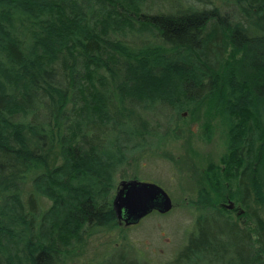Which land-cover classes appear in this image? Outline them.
Returning a JSON list of instances; mask_svg holds the SVG:
<instances>
[{"label":"trees","instance_id":"obj_1","mask_svg":"<svg viewBox=\"0 0 264 264\" xmlns=\"http://www.w3.org/2000/svg\"><path fill=\"white\" fill-rule=\"evenodd\" d=\"M183 2L0 0V264H59L80 229L117 224L112 171L143 147V111L160 102L202 117L205 138L218 118L224 146L197 170V215L167 264H264V0ZM127 30L149 38L132 47ZM29 174L42 212L20 200Z\"/></svg>","mask_w":264,"mask_h":264},{"label":"rangeland","instance_id":"obj_2","mask_svg":"<svg viewBox=\"0 0 264 264\" xmlns=\"http://www.w3.org/2000/svg\"><path fill=\"white\" fill-rule=\"evenodd\" d=\"M184 0H179L181 4ZM195 7L227 9V3L232 0H188ZM150 7L156 11L170 10L175 0H149ZM184 3V2H183ZM216 5H219L216 7ZM136 27V24H134ZM121 38L132 47H140L146 33L127 30ZM151 40V39H149ZM152 110L143 111L142 117L147 123V129L152 132L147 137L142 148L125 149L122 160L112 171L111 195H114L116 185L120 180L138 179L157 184L169 195L172 208L166 213L151 211L134 225L122 223L90 225L78 231L79 235L71 237L68 244H60L65 249L59 264H119V255L132 260L136 264H167L178 249L185 243L186 236L192 230L196 208L190 203L195 198L194 183L198 171L205 168L208 162L216 163L224 146L222 127L218 118L212 120L210 135L205 138L201 128V118L189 120L187 111H181L180 117L188 123L180 137L174 127L180 117L166 104L156 103ZM42 118V116H41ZM27 119L31 120L29 117ZM219 124V125H218ZM166 132V133H165ZM57 146L53 147L50 159L59 162ZM198 170V171H197ZM31 176L28 175L19 185L20 200L24 211L27 209V199L33 196L36 210L44 211L50 201L40 194H34L31 186ZM34 194V195H33ZM227 203V202H225ZM264 218L263 210L256 208ZM237 205L231 208L232 217L236 216Z\"/></svg>","mask_w":264,"mask_h":264},{"label":"water","instance_id":"obj_3","mask_svg":"<svg viewBox=\"0 0 264 264\" xmlns=\"http://www.w3.org/2000/svg\"><path fill=\"white\" fill-rule=\"evenodd\" d=\"M232 208L233 203L221 204ZM111 207L118 223L134 225L151 211L166 213L172 208L167 192L153 182L130 179L120 180L111 200ZM241 210L238 208V213Z\"/></svg>","mask_w":264,"mask_h":264}]
</instances>
